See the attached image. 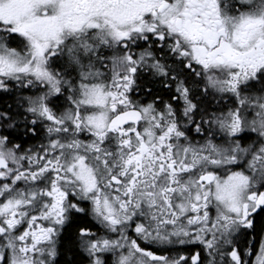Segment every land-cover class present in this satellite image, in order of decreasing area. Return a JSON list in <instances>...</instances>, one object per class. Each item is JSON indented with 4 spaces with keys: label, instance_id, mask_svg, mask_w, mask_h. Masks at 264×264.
<instances>
[{
    "label": "snow or ice",
    "instance_id": "1",
    "mask_svg": "<svg viewBox=\"0 0 264 264\" xmlns=\"http://www.w3.org/2000/svg\"><path fill=\"white\" fill-rule=\"evenodd\" d=\"M66 253L264 264V0H0V264Z\"/></svg>",
    "mask_w": 264,
    "mask_h": 264
},
{
    "label": "trees",
    "instance_id": "2",
    "mask_svg": "<svg viewBox=\"0 0 264 264\" xmlns=\"http://www.w3.org/2000/svg\"><path fill=\"white\" fill-rule=\"evenodd\" d=\"M87 222H91L90 218H88ZM71 257H72V253H66L64 256L60 257L59 264H65V261L71 259Z\"/></svg>",
    "mask_w": 264,
    "mask_h": 264
},
{
    "label": "flooded vegetation",
    "instance_id": "3",
    "mask_svg": "<svg viewBox=\"0 0 264 264\" xmlns=\"http://www.w3.org/2000/svg\"><path fill=\"white\" fill-rule=\"evenodd\" d=\"M32 143H39L38 139L37 140H28L25 142V147H27L29 144H32Z\"/></svg>",
    "mask_w": 264,
    "mask_h": 264
}]
</instances>
